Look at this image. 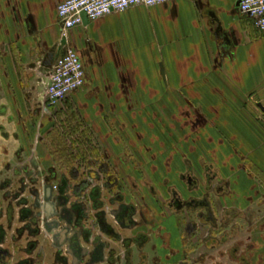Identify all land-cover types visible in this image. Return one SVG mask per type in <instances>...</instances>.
<instances>
[{"label": "flooded vegetation", "instance_id": "obj_1", "mask_svg": "<svg viewBox=\"0 0 264 264\" xmlns=\"http://www.w3.org/2000/svg\"><path fill=\"white\" fill-rule=\"evenodd\" d=\"M70 44L35 51L48 75ZM42 85L0 80V264H264L236 239L229 182L199 161L198 97L146 121L151 137L122 122L110 145Z\"/></svg>", "mask_w": 264, "mask_h": 264}, {"label": "crops", "instance_id": "obj_2", "mask_svg": "<svg viewBox=\"0 0 264 264\" xmlns=\"http://www.w3.org/2000/svg\"><path fill=\"white\" fill-rule=\"evenodd\" d=\"M61 1L0 0V70L7 71L0 80L24 77L35 51L45 56L58 41ZM68 40L85 68L84 85L70 101L87 106L86 122L97 117L89 126L110 145L122 122L127 128L140 121L136 127L151 137L155 128L146 121L163 120L187 95L198 97V138H207L212 151L198 146L199 161L229 182L236 239L264 249V31L238 0L137 5L84 19Z\"/></svg>", "mask_w": 264, "mask_h": 264}, {"label": "built area", "instance_id": "obj_3", "mask_svg": "<svg viewBox=\"0 0 264 264\" xmlns=\"http://www.w3.org/2000/svg\"><path fill=\"white\" fill-rule=\"evenodd\" d=\"M175 0H63L57 6L61 35L68 37L74 27L82 24V14L95 20L114 11H123L137 5L155 6ZM240 11L253 18L257 29L264 31V0H240ZM45 84V98L50 106L65 101L85 82V68L78 51L72 44L53 65Z\"/></svg>", "mask_w": 264, "mask_h": 264}, {"label": "rangeland", "instance_id": "obj_4", "mask_svg": "<svg viewBox=\"0 0 264 264\" xmlns=\"http://www.w3.org/2000/svg\"><path fill=\"white\" fill-rule=\"evenodd\" d=\"M41 67H42V64H40L39 63V61H37L36 60V58H34V61H33V63H32V65H30L29 67H28V69H27V73H25L24 74V79H25V81L26 82H30V80L32 81V83H38V82H42V73H41V71H40V69H41ZM11 79V78H10ZM12 81H16V80H12ZM75 99V98H74ZM74 99H73V101H74ZM69 100H70V98H69ZM75 106V110L76 111H74L75 113L77 112V113H79L80 115H81V118H80V120L81 119H84V123L85 124H83V125H81V127H86V128H88V129H91V127L89 126L90 125V123L89 122H92L93 121V125H96L97 124V117H94V118H92L91 120L89 119V121H88V119H87V122H86V119L85 118H83V115L85 114L86 115V112L85 111H87V110H85V108L87 107V106H84V105H82V104H77L76 103V105H74ZM129 123H131V122H129ZM96 128H97V126H96ZM132 128V127H131ZM98 129V128H97ZM206 139L207 138H205V137H202V138H198V146L200 147V149H201V151L202 152H204V153H211L212 151H210L211 149L209 148V143H207V141H206ZM241 158V157H240Z\"/></svg>", "mask_w": 264, "mask_h": 264}, {"label": "water", "instance_id": "obj_5", "mask_svg": "<svg viewBox=\"0 0 264 264\" xmlns=\"http://www.w3.org/2000/svg\"><path fill=\"white\" fill-rule=\"evenodd\" d=\"M238 5H239V7H240V0H238ZM82 18H83V20L85 19V20H87V15L85 14V13H83L82 14ZM223 29V27H222V24L220 23V25H219V30L220 29ZM223 35H224V37H225V40H226V46L227 45H231L230 44V42H228V38H227V32L226 31H223ZM62 44H65V40L62 42ZM56 51H59L58 49L56 50ZM55 51V52H56ZM63 55V52H61V53H58V54H56V57L57 58H59L60 56H62ZM44 61V60H43ZM46 61V60H45ZM40 71H41V73H42V86H41V92H42V94H44L45 93V84H47L48 83V81H49V79H48V72H49V70L45 67V62H44V64H42V67H41V69H40ZM163 75H165V73H164V71H163ZM263 110H264V108H263Z\"/></svg>", "mask_w": 264, "mask_h": 264}]
</instances>
